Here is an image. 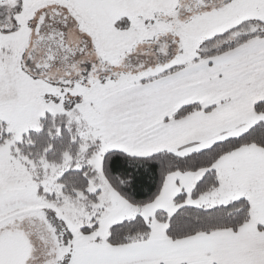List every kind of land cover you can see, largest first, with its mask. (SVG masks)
<instances>
[{
  "label": "snow or ice",
  "instance_id": "obj_1",
  "mask_svg": "<svg viewBox=\"0 0 264 264\" xmlns=\"http://www.w3.org/2000/svg\"><path fill=\"white\" fill-rule=\"evenodd\" d=\"M0 264H264V0H0Z\"/></svg>",
  "mask_w": 264,
  "mask_h": 264
}]
</instances>
